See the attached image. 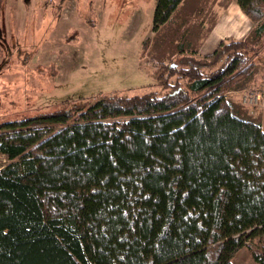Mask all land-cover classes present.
Returning <instances> with one entry per match:
<instances>
[{
  "label": "trees",
  "instance_id": "16d2710c",
  "mask_svg": "<svg viewBox=\"0 0 264 264\" xmlns=\"http://www.w3.org/2000/svg\"><path fill=\"white\" fill-rule=\"evenodd\" d=\"M235 1L254 42H181L145 57L158 88L0 122V264H233L253 240L264 264V130L226 94L264 63V0Z\"/></svg>",
  "mask_w": 264,
  "mask_h": 264
},
{
  "label": "rangeland",
  "instance_id": "374dc122",
  "mask_svg": "<svg viewBox=\"0 0 264 264\" xmlns=\"http://www.w3.org/2000/svg\"><path fill=\"white\" fill-rule=\"evenodd\" d=\"M22 1L0 2V47L4 48L0 49V122L100 93L132 95L158 88L153 67L144 59L169 61L181 42L197 56L211 52L223 39L254 42L251 21L235 0H183L157 31L152 29L157 0ZM12 10L16 25L15 32L10 28L6 34L14 36L10 42L3 39L2 27L8 22L12 27ZM230 92L240 94L243 106L259 108L264 100V63L256 60L252 75L226 94ZM247 92L263 96L253 104ZM8 161L0 153V166ZM247 247L238 250L233 264H253L249 248L256 249L255 240Z\"/></svg>",
  "mask_w": 264,
  "mask_h": 264
},
{
  "label": "crops",
  "instance_id": "0c3cea01",
  "mask_svg": "<svg viewBox=\"0 0 264 264\" xmlns=\"http://www.w3.org/2000/svg\"><path fill=\"white\" fill-rule=\"evenodd\" d=\"M236 2V1H235ZM236 6H238V4L236 3ZM240 9V7H239ZM240 12L244 14V12L240 9ZM246 16V15H245ZM247 17V16H246ZM253 26V23L250 22L248 27L249 28H252ZM234 35V34H233ZM239 93L237 94H234L233 92H230L228 95H227V98L229 99V101L231 102L232 106H233V109L234 111L239 114L240 116L242 117H245V118H250V119H253L255 121H258L260 122L261 124V127L262 129L264 130V100L262 102V104L260 105L259 108H251V107H246V106H243L241 103H240V97H239Z\"/></svg>",
  "mask_w": 264,
  "mask_h": 264
},
{
  "label": "flooded vegetation",
  "instance_id": "af4514ba",
  "mask_svg": "<svg viewBox=\"0 0 264 264\" xmlns=\"http://www.w3.org/2000/svg\"><path fill=\"white\" fill-rule=\"evenodd\" d=\"M3 1H5V0H0V2H3ZM12 1H15V0H12ZM18 1H21V0H18ZM30 0H26V1H22V2H26V3H28ZM13 11V13H14V19H13V24H12V27H10V22H8V24H7V22H6V24L7 25H4V27H2V31H3V34H4V37H3V39L4 40H8L9 39V41H10V38H14V36H11V35H6L7 33H9L10 31H9V29L10 28H12V29H14L13 31L15 32V25H16V23H15V11L14 10H12ZM6 26V27H5ZM14 39H12L10 42H12ZM0 49L1 50H3L4 48H2V47H0ZM8 51H9V49H8ZM2 52V51H1ZM13 59H15V56H14V54H13V57H12ZM3 53L0 55V64L2 65L3 63Z\"/></svg>",
  "mask_w": 264,
  "mask_h": 264
},
{
  "label": "built area",
  "instance_id": "2783aa9c",
  "mask_svg": "<svg viewBox=\"0 0 264 264\" xmlns=\"http://www.w3.org/2000/svg\"><path fill=\"white\" fill-rule=\"evenodd\" d=\"M246 95H247V97H248V101H249L250 103H253V104H257V103H259L257 100H259L260 96H263L260 92H253V93H251V92H247ZM252 98H255V101H256V102L253 101Z\"/></svg>",
  "mask_w": 264,
  "mask_h": 264
}]
</instances>
